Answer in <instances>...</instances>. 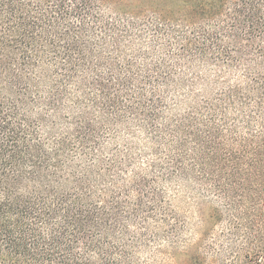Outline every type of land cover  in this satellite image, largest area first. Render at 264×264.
Instances as JSON below:
<instances>
[{
  "label": "trees",
  "instance_id": "trees-1",
  "mask_svg": "<svg viewBox=\"0 0 264 264\" xmlns=\"http://www.w3.org/2000/svg\"><path fill=\"white\" fill-rule=\"evenodd\" d=\"M161 2L0 0V264H264V0Z\"/></svg>",
  "mask_w": 264,
  "mask_h": 264
},
{
  "label": "rangeland",
  "instance_id": "rangeland-1",
  "mask_svg": "<svg viewBox=\"0 0 264 264\" xmlns=\"http://www.w3.org/2000/svg\"><path fill=\"white\" fill-rule=\"evenodd\" d=\"M113 3V7H124L131 9L139 15H145L153 11H160L164 8V4L161 0H108ZM167 6L165 5V8ZM182 206H185L182 203ZM197 205H191L188 208L190 216V226L192 228L189 236L184 237L181 241L175 243L162 242L155 251V261L150 264H191L190 258L183 259L179 254L190 253L192 254L196 250V244L198 237L196 232L200 229L199 215L196 213L198 210ZM187 208V206H186ZM184 209V208H183ZM202 214L207 217L209 213L208 206H203L201 210Z\"/></svg>",
  "mask_w": 264,
  "mask_h": 264
}]
</instances>
